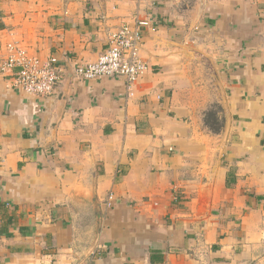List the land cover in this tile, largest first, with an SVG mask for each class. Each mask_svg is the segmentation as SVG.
Returning <instances> with one entry per match:
<instances>
[{
	"label": "crops",
	"instance_id": "1",
	"mask_svg": "<svg viewBox=\"0 0 264 264\" xmlns=\"http://www.w3.org/2000/svg\"><path fill=\"white\" fill-rule=\"evenodd\" d=\"M145 20L131 87L76 73ZM9 41L63 78L0 73V264H264V0H0Z\"/></svg>",
	"mask_w": 264,
	"mask_h": 264
},
{
	"label": "built area",
	"instance_id": "2",
	"mask_svg": "<svg viewBox=\"0 0 264 264\" xmlns=\"http://www.w3.org/2000/svg\"><path fill=\"white\" fill-rule=\"evenodd\" d=\"M148 25L149 21L145 20L134 28L128 24L116 28L109 34L107 50L98 60L80 64L76 73L86 79L121 75L131 87L148 70L140 55L141 28ZM6 49L7 55L0 60V73L13 77L14 87L41 96L55 92L63 78V66L57 57L36 58L16 41H9Z\"/></svg>",
	"mask_w": 264,
	"mask_h": 264
},
{
	"label": "trees",
	"instance_id": "3",
	"mask_svg": "<svg viewBox=\"0 0 264 264\" xmlns=\"http://www.w3.org/2000/svg\"><path fill=\"white\" fill-rule=\"evenodd\" d=\"M206 124L213 130V131H218L221 130L222 123L219 120L217 111L215 110H210L206 114L205 118Z\"/></svg>",
	"mask_w": 264,
	"mask_h": 264
},
{
	"label": "water",
	"instance_id": "4",
	"mask_svg": "<svg viewBox=\"0 0 264 264\" xmlns=\"http://www.w3.org/2000/svg\"><path fill=\"white\" fill-rule=\"evenodd\" d=\"M97 214H98V219L100 220V212L98 211Z\"/></svg>",
	"mask_w": 264,
	"mask_h": 264
},
{
	"label": "rangeland",
	"instance_id": "5",
	"mask_svg": "<svg viewBox=\"0 0 264 264\" xmlns=\"http://www.w3.org/2000/svg\"><path fill=\"white\" fill-rule=\"evenodd\" d=\"M220 122H221V119L219 118Z\"/></svg>",
	"mask_w": 264,
	"mask_h": 264
}]
</instances>
